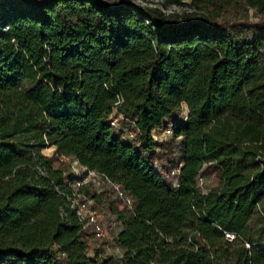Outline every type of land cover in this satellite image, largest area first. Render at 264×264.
<instances>
[{"label":"trees","instance_id":"1","mask_svg":"<svg viewBox=\"0 0 264 264\" xmlns=\"http://www.w3.org/2000/svg\"><path fill=\"white\" fill-rule=\"evenodd\" d=\"M185 4L0 0V264H264V0ZM66 156L131 203L74 184ZM78 190L120 224L118 255L85 240Z\"/></svg>","mask_w":264,"mask_h":264},{"label":"built area","instance_id":"2","mask_svg":"<svg viewBox=\"0 0 264 264\" xmlns=\"http://www.w3.org/2000/svg\"><path fill=\"white\" fill-rule=\"evenodd\" d=\"M166 11V10H165ZM118 101V100H117ZM116 101V102H117ZM122 116L121 113L112 115L110 119L111 123H115L117 118ZM129 135H132V132H129ZM151 135L157 139H164L172 135V127L170 123H167L163 126H155L151 128ZM68 157V156H66ZM182 164V159L177 158L172 164L167 168H163V175L171 183L175 184L178 180V175L180 172V166ZM72 167L79 169L80 172L75 175V184L79 185L88 181L96 180L102 178L109 182L112 187L113 196L118 199L119 206L123 204H130L132 201L131 196L125 191V189L120 185L119 182L111 180L106 175H103L99 170L89 167L87 164L80 163L76 158H71ZM202 174L198 175V185L201 190H205L202 187ZM75 195L70 198V205L75 209V212L78 218L82 221V225L86 228L89 226L92 230V235L96 239L101 240L102 250L101 255L112 254L118 255L121 252V248L114 242L113 235L109 234L103 223L97 218L96 211L91 207L93 198L89 196L84 191L78 190L74 193ZM116 221V219H115ZM224 236L228 239H233L237 236V233L233 230L223 229ZM114 244V248L107 250L109 243ZM248 245L249 243L245 241ZM91 254H94L95 251H89Z\"/></svg>","mask_w":264,"mask_h":264},{"label":"rangeland","instance_id":"3","mask_svg":"<svg viewBox=\"0 0 264 264\" xmlns=\"http://www.w3.org/2000/svg\"><path fill=\"white\" fill-rule=\"evenodd\" d=\"M113 1H119V0H113ZM129 1H132L141 7H143L145 5H157V6L161 7L162 10H166V12H167L169 10L185 11L186 10L185 8L187 6L185 4V2H188L189 0H182L181 3L176 2L174 0H129ZM249 11L251 14V18H255V15H254L251 8L249 9ZM172 142H173L174 147L172 148L173 151H171L172 152L171 154H173L172 156H174L176 158L179 155L178 143L180 142V138L179 137L174 138L172 140ZM54 148H55V145L53 143H46L45 145H43L41 147V151L43 153L50 154L53 152ZM65 158L69 159L70 164H71V158L70 157H65ZM156 161H157V163L160 162L159 159L158 160L156 159ZM52 165L57 166V162H52ZM79 172H80L79 169H76L72 166L70 167V170H69L70 175H77ZM215 181H216V175H215L214 171L207 169L205 172L202 173L201 184H202V187L204 189H206L210 184L215 183ZM87 186H88V189L93 191V192H97L99 190L104 189L105 192L108 194V197L112 200V204L119 206L118 199H116L113 196L112 187L110 186L108 181H106L102 178H99L96 180L88 181ZM91 207L94 208V210L96 211V214H97V218L103 223L105 230L109 234L113 235L120 228V224L117 221H115L114 215L110 212L109 208H107L106 206H103V205H98V203L95 204L94 200L91 204ZM84 238H85V240H87L91 244L98 243L95 246L100 245V247H98V248L99 249L102 248L101 240L95 239L93 237L92 230L89 226L86 227V231L84 232ZM108 247L109 248L107 250L113 249L114 244L111 242V243H109ZM91 250L95 251L94 246H91L87 250V253L89 255H93L89 252ZM102 252H103V250H102Z\"/></svg>","mask_w":264,"mask_h":264},{"label":"water","instance_id":"4","mask_svg":"<svg viewBox=\"0 0 264 264\" xmlns=\"http://www.w3.org/2000/svg\"><path fill=\"white\" fill-rule=\"evenodd\" d=\"M33 1H37V2L39 1L40 2V1H43V0H33Z\"/></svg>","mask_w":264,"mask_h":264}]
</instances>
